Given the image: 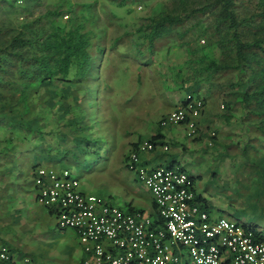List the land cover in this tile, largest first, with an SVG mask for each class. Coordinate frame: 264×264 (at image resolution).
I'll return each mask as SVG.
<instances>
[{
    "label": "rangeland",
    "instance_id": "rangeland-1",
    "mask_svg": "<svg viewBox=\"0 0 264 264\" xmlns=\"http://www.w3.org/2000/svg\"><path fill=\"white\" fill-rule=\"evenodd\" d=\"M18 1L17 13L21 21L26 18V15L20 12L21 10L25 12L24 6L28 7V4ZM55 1L58 0H51L52 3ZM70 1L76 4L83 2L94 4L92 9L85 12L90 20L99 19L98 26L104 27L103 34L99 38L103 52L97 56L98 68L93 72V85L96 88L91 91L97 96L91 98V103L96 105L95 114L104 138L109 139L110 144L112 142L109 151L106 149L108 154L104 155L105 159L96 162L91 172H85V176L74 172L73 176L81 181V188L84 191L101 195L109 203L124 210H128L129 204H132L134 208L141 209L156 218L151 207L149 190L136 177L126 178L122 171L124 166H118V162L123 161L126 154L124 140L128 138V135L132 136L137 132L141 135L153 131L157 133L161 118L184 102L189 92L188 85L194 82L205 84L204 78L199 77L198 73L192 70V59L196 58L190 53L192 47L199 46L207 53L217 52L218 57L221 53L217 46L213 48L208 46L210 36L204 33L201 35L199 28L189 30V25L192 23L186 21L184 25L176 27L158 39L155 52L149 54V60L137 61L134 55H128L134 50L131 43L135 41L134 34H129V31H133L138 23L156 15L161 10V4L169 0L134 2L128 0L125 7H118L108 0ZM248 7L250 9L251 6ZM43 9L42 6H36L29 10L38 15ZM241 9L243 10L242 7ZM64 20L66 19L61 17L58 22L64 24ZM186 29L189 30L187 35L183 34L186 33ZM119 36L120 43L114 47L115 40ZM214 78V84L217 87L212 96L206 92L207 86H203L198 92L200 97L203 95L206 97L205 111L199 119L200 126L203 125L200 120L206 115L208 108L207 101L212 99L218 107L219 115L226 109L224 98L229 101L234 99L223 95L222 91L228 89L221 86L235 80V74L226 71L220 75L217 74ZM200 79L201 82H199ZM219 88L221 91L218 90ZM240 88L242 89V85ZM236 102L234 107L238 109L240 104ZM58 105L53 109L58 110ZM47 112L53 113L52 110ZM234 115L229 122L215 115L213 120L205 124L207 128L209 127V131H218V140L215 145L211 146L209 142L204 144L205 139L209 141V136L202 133L200 140L190 137L192 139L190 144L182 140L174 144L170 139H166L164 143L169 144L170 149L165 152L168 160L163 161V165L169 166L174 160L175 162L181 160V164L185 165L181 159V153H184L183 156L191 158L188 161L195 164L194 173L189 166H185V170L190 175H196L197 190L215 207L216 213L234 217L264 231V183L261 181L259 184L258 170L252 164L259 163L264 156V140L262 141V138L258 136V132L251 129L247 134L253 141L250 145L247 144L244 150L243 127L237 120L241 112L236 110ZM18 119L24 121V117L15 116L12 122L0 123L1 237L4 235L7 241L15 240L17 244H24V258L29 259V262L24 264H80L81 259L77 256V251L80 250L81 245L77 241V235L72 230L60 228L55 214H49L45 207L30 201L28 197L35 186L33 173L36 168L33 169L31 164L29 167H24V157L27 150L39 144L41 136H36L35 132L24 133V125ZM176 127L178 126L169 128L175 131ZM202 127L205 128V126ZM184 128L186 132L187 129L185 126ZM199 131H202L201 127ZM106 146H108L107 142ZM4 148L8 150L5 155L1 151ZM174 150L181 153H175ZM12 154H15L14 159ZM21 157L23 159L19 160L17 169L10 171L13 165L15 167L19 163L15 162L16 158L21 159ZM61 165L58 163L52 165L44 159L40 166L59 169L63 167ZM119 172H122L121 176H118ZM128 180L134 184V194L128 189V183H126ZM33 206L36 207V212L40 210L41 214L47 213V219L41 214H33L34 209H30ZM24 222V226L30 227V230L35 233L34 237L20 230L19 227ZM8 229L11 232L4 234ZM14 232L16 236H13ZM14 247L21 251L17 246ZM181 253L184 255V264H193L187 247L182 246Z\"/></svg>",
    "mask_w": 264,
    "mask_h": 264
},
{
    "label": "trees",
    "instance_id": "trees-1",
    "mask_svg": "<svg viewBox=\"0 0 264 264\" xmlns=\"http://www.w3.org/2000/svg\"><path fill=\"white\" fill-rule=\"evenodd\" d=\"M20 1L28 4V7L24 6L25 12H20L26 15L21 21L17 13L19 1L0 0V123L12 122L15 116L24 117V121L18 119L24 125V133L35 132L36 136H41L39 144L26 151L35 155V160L31 162L33 169L45 159L52 165L62 164L78 175H84L92 171L96 162L105 159L104 155L112 147V142L110 144L109 139L104 138L96 118V105L91 103V98L97 96L91 91L96 88L93 72L98 68L96 58L103 52L99 38L104 27L98 26L99 19L93 21L88 18L86 12L94 7L89 2ZM108 1L118 7L128 4V0ZM36 6L44 8L38 15L29 10ZM248 6H251L250 9ZM61 17L66 19L64 24L58 22ZM186 21L192 23L189 30L199 28L201 35L210 36L208 46H217L221 53L218 57L217 52L207 53L199 46L191 48L190 53L196 57L192 59V70L204 78L205 84L191 83L188 90L199 95L200 88L207 86L206 92L212 96L217 87L214 84L217 74L226 71L235 74V80L224 84L225 87L221 86L228 89L222 94L234 99L229 101L224 98L226 109L218 117L229 122L236 110L241 112L237 120L243 127L244 150L253 141L247 134L251 129L258 132L263 141L264 0L164 2L156 15L129 31V34H134L135 41L131 43L134 50L128 55H134L137 61L149 60L158 39ZM189 30L186 29L183 34L187 35ZM120 39L119 36L115 40L114 47ZM218 90L221 91L220 88ZM203 98L206 100L204 95ZM235 102L240 104L238 109L234 107ZM57 104L58 110H54ZM163 129L159 121V131L147 139L156 144V149L165 142ZM202 130H208L205 134L209 136V144L215 145L218 131L211 132L209 127ZM200 135L191 138L200 140ZM19 160L16 159L15 162L19 163L15 166H19ZM252 164L258 170L259 184L261 181L264 183V156L259 163ZM192 178L198 201L209 212L216 213L214 206L197 190L196 177ZM129 209H134L131 204ZM246 225L254 232L256 240H264V231L254 225Z\"/></svg>",
    "mask_w": 264,
    "mask_h": 264
},
{
    "label": "built area",
    "instance_id": "built-area-1",
    "mask_svg": "<svg viewBox=\"0 0 264 264\" xmlns=\"http://www.w3.org/2000/svg\"><path fill=\"white\" fill-rule=\"evenodd\" d=\"M205 106L203 97L189 91L160 123L164 128L185 126L187 135L195 137ZM160 145L169 151V144ZM155 149L153 141L145 140L125 162L151 193L156 218L84 191L69 167L34 171L36 201L56 215L60 228L76 231L85 253L81 264H184L182 246L193 264H264V240H256L247 223L205 209L186 170L142 163L140 154ZM0 261L14 264L5 244H0Z\"/></svg>",
    "mask_w": 264,
    "mask_h": 264
},
{
    "label": "crops",
    "instance_id": "crops-1",
    "mask_svg": "<svg viewBox=\"0 0 264 264\" xmlns=\"http://www.w3.org/2000/svg\"><path fill=\"white\" fill-rule=\"evenodd\" d=\"M208 102V108H207V111L205 112L206 113V115H208L207 117H203L201 120H200V122H201V125L202 126H205V128H206V125L205 124H208L210 121H211V119L213 120L214 119V117H215V115H216V117L217 118H219L218 117V107H217V105L215 104V103H213V101H212V99L211 100H209V101H207ZM173 110V109H172ZM170 112V111H169ZM208 118V119H207ZM210 118V119H209ZM172 128V127H171ZM171 128H166L165 130H163L162 132L164 133V135H165V140L166 139H170L171 140V142H173L174 144H177V142H182V141H188V143L190 144L191 143V138L190 137H187V135H186V132H185V128H184V126H178V127H176L175 129V131H173ZM203 128V127H202ZM208 131V130H207ZM207 131H201L199 134H205V132H207ZM127 132V131H126ZM154 132V133H153ZM153 132H149V133H147V134H142L141 135V133L140 132H137V133H133L132 134V136H127L128 138L126 139V140H124V148H126L125 150L126 151H124V153H126L125 154V157L123 158V161H120V162H118V166H124V168L122 169V171L124 172L123 173V175L126 177V178H128L129 177V179H130V177H135V174L134 173H132L131 171H129V169H128V167L126 166V157L132 152V151H137L138 150V148H139V145L141 144V143H143L144 141H145V139H148L150 136H154V135H156L157 133H156V131H153ZM127 134V133H126ZM206 135H207V133H206ZM207 137V136H206ZM180 140H182V141H180ZM206 142H209L208 140L206 141V139L204 140V144L206 143ZM211 143V142H210ZM207 144V143H206ZM1 151L3 152V154L5 155L6 153H7V149L6 148H4V149H1ZM174 152L175 153H181L180 151H178V150H174ZM123 153V154H124ZM182 154V163H184L185 165H182L181 164V160H177L176 162L179 164V166L180 167H182L184 170H185V166H189V167H191L192 168V171H193V173H194V170H193V168L195 167V164L193 163V164H191L188 160L189 159H191V158H187V156H183L184 155V153H181ZM140 156H141V160H142V163L143 164H145V165H147V166H149L150 168H153V167H157V166H161V165H163V161H166V160H168V157H166V153H165V151H164V148L162 147V146H159L155 151H152V152H142L141 154H140ZM12 157H13V154H12ZM11 158V157H10ZM17 159V158H16ZM22 157H21V159H20V161H22ZM26 160V161H25ZM33 160H35V155L33 154V153H27V154H25V157H24V167H26V166H30V164H31V162L33 161ZM175 162V160L174 161H171L170 162V165H178L177 163ZM17 167L18 166H15L14 167V165L10 168V171H14L15 170V168L17 169ZM27 167V168H28ZM120 173H122V172H119V173H117L118 174V176H121V174ZM17 175V174H16ZM192 176H195L196 177V175H194V174H192ZM123 179H124V177H123ZM125 181V180H124ZM126 183H128V189H129V191L132 193L133 192V194H134V184H131L130 182H129V180L126 182ZM137 193V192H136ZM28 197H29V199H30V201H33V202H36L37 204H40V203H38L37 201H36V198H35V195H34V188H33V190H32V193L30 194V196H29V194H28ZM150 199V203H151V207H152V210H153V212H154V210H155V208H154V203H153V198H152V195H151V198H149ZM41 206H43V207H45V209L47 210V212L49 213V214H51V215H54V213L49 209V208H47L46 206H44V205H42V204H40ZM131 207L132 208H134L133 206H132V204H131ZM128 208H129V206H128ZM30 209H34V213L33 214H35V213H38V214H41V211L40 210H37V212H36V207L35 206H33V207H31ZM39 209V208H38ZM137 208H134V209H130V210H136ZM214 209H215V207H214ZM137 210H141V209H137ZM143 211V210H142ZM42 216H44V218H46L47 219V213H42L41 214ZM33 219H35V217H33ZM25 225V222H24V224H22V226H20L19 228H20V230L21 231H23V232H25V233H29L28 235H32V237H34L35 236V233L33 232V231H31L30 230V227H27V226H24ZM24 226V227H23ZM15 229V228H14ZM69 230H72V229H69ZM9 232H11V230H7L4 234H9ZM72 232H74V234H76L77 235V233H76V231H74V230H72ZM16 232H14V234H13V236H16V234H15ZM21 233V232H20ZM11 234V233H10ZM21 235H23V233H21ZM8 237H9V235H8ZM7 237V238H8ZM77 237H78V235H77ZM10 238V237H9ZM11 239H12V237H11ZM10 239V240H11ZM13 240V239H12ZM77 241H78V243L81 245V247H80V250L79 251H77V256L81 259V262H82V260L84 259V257H85V253H84V250H83V245L81 244V242H80V239H79V237L77 238ZM19 242V241H18ZM20 243H22V242H20ZM0 244H5V245H7L9 248H10V251H11V253H12V256H13V261H14V264H24V262H29V259L28 258H24V244L23 245H20V244H17L16 243V241L15 240H13V241H7V240H5L4 239V235H2V237H1V234H0ZM14 246H17L18 248H20L21 249V251H18L17 250V248H15ZM12 247L14 248L13 250H12ZM2 262L0 261V264H1ZM3 264V263H2ZM81 264V263H80Z\"/></svg>",
    "mask_w": 264,
    "mask_h": 264
}]
</instances>
